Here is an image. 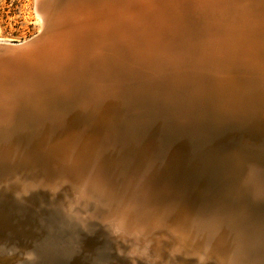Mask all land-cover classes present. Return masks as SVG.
I'll return each mask as SVG.
<instances>
[{
  "label": "bare ground",
  "instance_id": "1",
  "mask_svg": "<svg viewBox=\"0 0 264 264\" xmlns=\"http://www.w3.org/2000/svg\"><path fill=\"white\" fill-rule=\"evenodd\" d=\"M37 1L35 8L38 11H35L41 19L43 14L39 9L49 18L55 19L56 17L57 19L61 16L71 18L74 21V34L77 37L82 35L83 24H87L86 21H88V23L90 22L87 24L90 26L89 33L94 40L96 37L102 41H105L104 39H118L116 37L120 35L123 38L121 39L123 47H128L133 42H135L134 46L141 51L158 46V43L155 44L150 41L154 36L158 37L159 33H162V29L157 30V19L154 13L159 12L158 14H160L164 11L153 4V0H109V3L106 2L103 11L101 8L98 11L95 10L99 14H95L89 8L87 9L85 5H80V2L73 8L65 2L49 0L43 6L44 8H41L37 5ZM135 1H138L140 9L137 10L138 12L136 11L137 13H132V9L135 8L134 4H137ZM156 3L158 4L157 0ZM249 3L250 6L257 5L260 7L263 6L264 0H249ZM66 10H71L75 14L67 13ZM76 10L81 11L77 13ZM256 14L264 15L259 10ZM127 17L130 20L136 19V22L131 20V28L125 36V34H120L119 30ZM162 18L160 19L162 20ZM159 23L162 22L159 21ZM41 26L42 22L40 28ZM128 26L125 25L124 27ZM53 35L57 37L58 33ZM84 46L87 48V59L82 53H75L76 42L74 39L66 37L55 50L53 48L47 52L41 51L39 56L29 54L26 57L27 62L19 64L20 71L17 76H14L15 84L10 85L9 93H4V98L0 102V110L7 111L3 115L0 113V133H6L8 136L9 133L11 134L10 138H7L10 144L7 141L5 144L3 140H0V181L4 183L3 185L9 186L11 183V187L15 189L14 194L18 197L20 195L25 197L26 193H29L30 200L24 202V207L41 213L44 210H49L44 205L51 204L58 209V215L62 217L63 223L67 222L75 230L84 233L89 228L90 232L96 231L99 237L111 240L113 245L111 247L104 245V249L112 251L109 248H115L117 252L121 240L125 243V245L122 243L123 248L128 249L138 258L140 257L141 262L145 264L147 261V264H168L169 261L164 262L167 255H173L175 252L181 253V249H185L186 254L195 256L194 262H187L188 264H207L208 262L210 264H264V216L258 213L253 231L248 233L243 231L245 236L236 235V230L239 227V210L242 206L241 199L249 194L245 187H251L260 196L261 203H263L261 210H264V169L250 161L245 152L241 156L239 150L238 152L236 148L233 149L229 156L228 165L230 166L223 170L225 175L223 184L227 187V197L222 195L221 191L218 198L215 197L212 200L208 198V207H205V211L217 216L211 219L217 223L223 222V219L219 218L222 213L225 211L231 213L234 215L231 220L233 225L229 224L228 228L221 229L219 226L221 223L210 228L207 220L202 219L196 223L195 218L194 225L198 226V230H196V227L192 226L193 220L191 221L190 217L187 216L189 212L183 213L172 206L165 208L158 206L157 210L152 211L147 210L146 206L148 204L158 205L161 201L182 203L181 200L187 204L185 197L181 198V193L176 195L173 191L167 190L168 187L165 186L168 183V185L177 184L174 178V166L169 165L178 162V157H175L172 162H168L167 150L166 152L163 151L166 154L162 153L161 156L151 149L153 146H150L148 142L139 140L136 143L129 140L127 136H123L120 141L117 139L118 147H108V144L111 145V141L106 136L99 137L94 142L91 137L86 136L91 145L84 148L85 145L81 143V138H78L77 132L73 130L77 134L69 131V134H66L65 131H62V127L66 124L61 118L77 114L76 108L79 107L78 103L75 106L71 104L72 107L67 106L65 108L61 104L60 91L63 90L65 77L70 79L72 76L70 70L76 69L78 74L80 73V79L88 77L85 81L86 88L91 86L94 89L98 85L93 79L97 73L96 55L92 52L96 50V41L89 47L87 44ZM123 49L125 50V48ZM73 59L77 62L74 64L72 62L69 67L68 64ZM77 66H79L78 70ZM77 72L75 75L73 74L74 77ZM78 81L79 78L75 80L76 85ZM92 97L94 101L95 95L92 94ZM80 98L83 99L84 96L81 95ZM57 117H60V120H57ZM228 136L231 137L229 134ZM57 138L59 139L58 145H52ZM97 148L99 149L97 150ZM161 149H163L162 144ZM19 168L20 175L18 176L15 170ZM27 179L40 182L32 186L30 182L26 181ZM56 184H59V190H56ZM172 187L174 188V185ZM67 192L73 194L74 200L81 196L83 197L82 200L92 197L99 202L95 203L96 206L92 214H86L84 209L82 210L78 206L79 200L75 201L77 205L68 209L65 205L66 201L63 200ZM182 192L185 193L183 189ZM44 195L48 197L47 200L42 197ZM80 203L82 202L80 201ZM145 206L146 210L144 209ZM211 207L214 209H210ZM195 210L204 211L202 209ZM10 211L2 212L0 219L4 220L6 215L10 216ZM14 212H16V207ZM192 216L191 218L194 219ZM94 218L99 220L96 221ZM31 228L32 231L30 232L33 234L32 239L35 244L44 240L41 234L46 228L51 234H54L56 230L63 231V233L65 230L68 231L67 228L64 227L63 229L61 225L55 224L53 219L45 214L40 215V218H37V224ZM209 230L218 236L216 240L204 237L205 232ZM156 231L159 232L155 233ZM74 237L76 241L80 239L77 235ZM0 238L3 239L4 237ZM233 240L234 246L237 245L239 252L232 248ZM102 241L100 240L103 244L104 241ZM238 244L241 246L239 247ZM117 253L123 255L122 249ZM241 254L242 259L240 261ZM234 255L237 260L233 259ZM125 257L128 258V264H132L131 258ZM107 261L110 260L106 258L103 264H106Z\"/></svg>",
  "mask_w": 264,
  "mask_h": 264
},
{
  "label": "rangeland",
  "instance_id": "2",
  "mask_svg": "<svg viewBox=\"0 0 264 264\" xmlns=\"http://www.w3.org/2000/svg\"><path fill=\"white\" fill-rule=\"evenodd\" d=\"M36 1L0 0V41H24L38 33L42 19L36 12L38 11L35 8ZM153 1V4L164 11L162 12L164 15L158 14L159 12L154 13L157 20L164 18L156 20L157 30L162 29V33L160 32L158 37L154 36L150 40L151 43H158L156 48L151 47L141 51L134 46L135 42L128 47H123L121 40L123 38L120 35L116 37L118 39H104L105 41L95 36L94 40L88 28L82 32L80 41L74 39L77 45L75 53H82L85 59L88 58V55L84 45L87 44L89 47L96 41V50L92 52L96 55L97 73L93 79L98 84L97 88L93 89L90 86V89L87 87L82 94L84 100L81 98L82 101L80 99L79 107L76 108L77 114L61 118L66 124H64L66 128L65 126L62 127V131H65L66 134L77 132L78 138H81V143L85 145L84 148L91 145L88 137H91L94 142L97 138L106 136L111 141V145L108 144V147H118V141L123 136H127L129 140L136 143L139 140L148 142L150 146H153L151 149L155 150V153L159 151L158 154H161V144L166 152L167 146L169 149L170 145L173 144L171 141L173 136L183 134L191 137L192 132L201 135V133L209 132L213 128L217 132L224 130V120L220 119L219 111L227 113L241 106L242 113L246 111L264 119V15L256 14L258 10L264 13V4L260 7L257 5L250 6L249 0H157L158 4L156 0ZM64 2L73 8L80 2V5H85L87 9L89 8L95 14H99L97 13L98 9L101 8L103 11L106 2L109 3V0H64ZM113 2L115 3V1ZM135 3L137 4H134L135 8L132 9V13L140 9L138 1ZM41 8L44 7L41 6ZM39 11L42 10L39 9ZM76 11L78 13L81 10ZM72 14L75 13L72 12ZM126 20L120 26L122 30L119 27L120 34H125V36L131 28V20L136 22L134 18L130 20L127 17ZM125 25L129 26L125 28ZM85 26L88 25L83 27ZM226 36H229V39ZM169 39L170 41H167ZM73 60L69 61V67L72 62L73 64L77 62V60ZM78 69L79 66H77ZM82 75L86 76L85 74ZM76 76L75 78L81 80L80 73L77 72ZM86 79L88 77L82 80L86 81ZM92 94L95 95L97 101H93L94 96L92 97ZM206 98L209 101H206ZM87 103L88 106H86ZM84 108L85 111H88L87 113ZM56 119L60 120V117ZM204 122H214V125L212 128L210 125L206 127ZM201 127L205 129L203 130ZM164 133L166 136H163ZM5 134L0 133V140H3L5 144L7 142L10 144L8 139L11 134L9 133V136L6 134L7 137ZM169 136L170 138H168ZM60 139L62 138L60 137ZM58 140V138L55 139L52 145H58ZM182 162L183 158L178 157L179 165ZM18 172L20 171L18 170ZM17 175L19 176L20 173ZM26 181L30 182L32 186L40 182L28 179ZM3 184L0 181V185ZM168 184L165 185L168 187L167 190L173 191L176 195L181 193V198L186 197L182 189L178 190L179 183L176 185L172 183L174 188ZM56 186V190H59V184ZM26 194L29 195V193ZM42 197L46 200L48 198L46 195ZM77 198L76 200H79L78 206L82 210L84 209L86 214H92L99 202L92 197L86 198L87 200L85 198L82 200L83 197L81 196L79 199ZM74 199L73 194L68 192L63 197L68 209L77 205L75 204L77 201ZM165 202L161 201L158 205L148 204L146 205L147 210H157L158 206L162 208L172 206L183 213L189 212L187 216L190 217L191 221L193 220L192 226H195L196 230H198V226L194 225L195 222L199 223L198 221L202 219L207 220L210 228L221 223L219 225L221 229L228 228L232 216H234L225 211L219 217L221 220L223 219V222L217 223L211 220L217 216L205 211V207H208V199L198 204L190 202L186 204L182 200V203ZM146 206L144 207L145 210ZM210 209L213 210L214 208L211 207ZM94 220L98 221L99 219L94 218ZM236 235H244L240 226L236 230ZM204 237L213 240L218 238L210 230L205 232ZM120 243L117 252L122 249L123 255L129 256L132 264L144 263L141 262L140 257L138 258L128 249L123 248L122 243L125 245L124 242L120 240ZM234 243L233 240L232 248L238 251L237 245L234 246ZM238 245L241 246V244ZM4 246L3 251L0 250V257L3 255L9 257L15 264L23 254L27 256L26 252L31 254L32 251V246L26 247L25 244L20 243L11 244L0 238V247ZM168 255L164 262L169 261L170 264H188L187 262H194L195 257L186 254L185 249H181V253L175 252L173 255ZM233 259L237 260L235 255ZM241 259L242 254L240 261Z\"/></svg>",
  "mask_w": 264,
  "mask_h": 264
},
{
  "label": "water",
  "instance_id": "3",
  "mask_svg": "<svg viewBox=\"0 0 264 264\" xmlns=\"http://www.w3.org/2000/svg\"><path fill=\"white\" fill-rule=\"evenodd\" d=\"M48 1L39 0L37 5L43 7ZM58 1L64 2V0ZM40 12L43 14V21L37 34L24 41L0 42V102L4 98L3 94L9 93L10 85L15 84L14 76H17L20 71L19 64L26 63V57L29 54L39 56L41 51L47 52L53 48L55 50L66 37L78 41L81 39L80 35L77 37L74 34L73 19L66 16L62 17L63 14L59 18L56 19L55 17L53 19L47 17L44 12ZM65 15L67 14L65 13ZM86 22L87 24L90 23ZM86 28L90 29V26L83 27L81 32H85ZM56 33H58V36L54 37L53 34ZM90 67H92L91 64ZM70 72L72 76L70 79L65 77L63 90L60 91L63 108L72 107L71 104L75 106L79 103L81 95L86 90L85 81L82 79L78 81L77 85L75 83L74 79H77L74 77L77 72L76 69H71ZM206 101H209V99L206 98ZM240 107L236 109L237 112L236 110L227 113L219 111L220 119L224 120L223 132H217L214 129L203 132L201 135L192 132L191 137L183 134L172 137L173 144L170 145L169 149L167 146V158L168 162H172L176 156L183 158L181 165H179L180 162L176 161L173 164L170 163L169 166H174V178L179 183L178 190L180 191L181 188L184 190L187 202L198 204L208 198L212 200L215 197L218 198L221 191V194L227 197V187L223 184L225 176L223 170L230 166L228 165L229 156L235 148L241 152V156L245 152L248 154L250 161L264 169V119H260L256 114H250L246 111L242 113ZM0 113L3 115L7 111L1 109ZM190 113L193 114V112ZM236 115L238 116L236 117ZM213 124L212 122H204V125L206 127L210 125V128ZM160 151L164 153L163 149ZM19 154L21 155L20 152ZM18 170L20 168L15 170L16 175L19 173ZM247 188L245 187L250 195H245L241 199L242 206L239 210L238 219L241 231L246 233L253 231V228H255L257 222L255 219L258 213L264 216V210H261L263 203H261L260 196L251 187ZM14 191L15 189L11 187V183H9V186L5 184V186L0 187V215L2 212L6 213L11 210L10 216L6 215L4 220L0 219V237H4L3 239L11 244L20 243L25 244L26 247L32 246L31 254L27 252V256L23 254L17 259L18 264H103L106 258L110 260L106 264H128V258L117 253L115 248H109L112 251L104 249V245H110V247L113 245L111 240L99 237L96 231L90 232L89 228L84 233L75 230L67 222L63 223L62 217L58 215V209L51 204L44 205L49 210H44L41 213L24 207V202H27V200L29 202L30 196L26 194L25 197L21 195L18 197L15 196ZM15 207L18 213L14 212ZM42 214L50 216L55 224L61 225L63 229L64 227L67 228L68 231L65 230V233H63V231L56 230L54 234H51L49 229L46 228V230H42L41 234L44 240L39 244H35L32 239L33 234L30 232L32 231L31 226L37 224V218H40ZM74 235H77L80 239L76 241ZM100 240L104 241H102L103 244ZM4 248L5 246L0 247V250L3 251ZM2 257L4 258L0 259V264H15L11 258L4 255Z\"/></svg>",
  "mask_w": 264,
  "mask_h": 264
}]
</instances>
